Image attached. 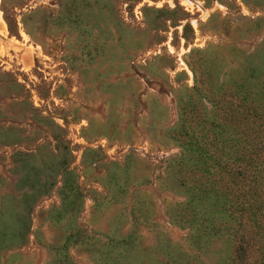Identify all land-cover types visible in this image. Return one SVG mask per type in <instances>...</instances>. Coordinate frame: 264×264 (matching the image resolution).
I'll return each instance as SVG.
<instances>
[{
  "label": "rangeland",
  "instance_id": "1",
  "mask_svg": "<svg viewBox=\"0 0 264 264\" xmlns=\"http://www.w3.org/2000/svg\"><path fill=\"white\" fill-rule=\"evenodd\" d=\"M0 264H264V0H0Z\"/></svg>",
  "mask_w": 264,
  "mask_h": 264
},
{
  "label": "trees",
  "instance_id": "2",
  "mask_svg": "<svg viewBox=\"0 0 264 264\" xmlns=\"http://www.w3.org/2000/svg\"><path fill=\"white\" fill-rule=\"evenodd\" d=\"M245 245H244V238L242 236L238 237L236 242V256L240 257V255L244 252Z\"/></svg>",
  "mask_w": 264,
  "mask_h": 264
}]
</instances>
